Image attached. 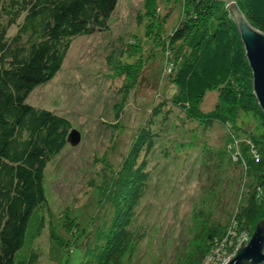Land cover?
I'll list each match as a JSON object with an SVG mask.
<instances>
[{"label": "rangeland", "instance_id": "374dc122", "mask_svg": "<svg viewBox=\"0 0 264 264\" xmlns=\"http://www.w3.org/2000/svg\"><path fill=\"white\" fill-rule=\"evenodd\" d=\"M180 12V0H117L107 30L73 38L60 70L26 97L27 105L66 118L80 135L45 167L41 225L25 251L34 253L33 264H85L102 248L115 203L102 200L100 188L107 191L103 182L120 169L141 131L151 143L137 156L140 195L116 234L123 250L112 264H192L212 225L235 223L249 190L240 167L226 157L214 160L225 130L174 106L175 88L163 76L164 62L179 54L180 43L167 37ZM215 98L207 92L199 109L210 111ZM251 123L239 117V127ZM238 133L230 160L248 155Z\"/></svg>", "mask_w": 264, "mask_h": 264}, {"label": "trees", "instance_id": "16d2710c", "mask_svg": "<svg viewBox=\"0 0 264 264\" xmlns=\"http://www.w3.org/2000/svg\"><path fill=\"white\" fill-rule=\"evenodd\" d=\"M180 1L178 24L167 37L169 43H180L179 54L164 62L167 73L164 71L163 76L175 88L174 106L200 124L214 122L224 128V144L215 152L214 160L226 157L229 164L245 172L249 192L236 206L233 219L242 229L250 225L251 236L257 222L264 221V114L251 93L250 69L227 3ZM233 1L247 22L264 33V0ZM116 2L0 0V264H33L34 253L26 256L25 251L41 225L37 210L45 201L44 170L67 145L72 129L66 118L27 105L25 99L60 70L73 38L107 30ZM14 28L15 33L8 36V30ZM210 91H215L217 98L212 109L203 112L198 105ZM242 115L251 119L250 128L239 127ZM236 133L246 143L242 152L247 150L248 155L242 158L239 154L230 160ZM150 136L141 131L120 169L103 182L107 191L100 188L102 200L115 203L114 217L102 248L85 264H112L111 259L123 250L116 234L121 233L140 195L134 189L142 183L136 161L141 148L150 146ZM203 164L206 169L213 167ZM230 224L209 228L206 245L197 251L192 264L201 263L209 245L221 239Z\"/></svg>", "mask_w": 264, "mask_h": 264}, {"label": "water", "instance_id": "95a60500", "mask_svg": "<svg viewBox=\"0 0 264 264\" xmlns=\"http://www.w3.org/2000/svg\"><path fill=\"white\" fill-rule=\"evenodd\" d=\"M227 3L226 8L233 20L244 56L251 73V93L260 111L264 114V33L252 27L238 11L233 0H221ZM66 142L75 146L80 142V135L71 129ZM264 221L255 225L249 241L243 246L241 241L235 256L228 259L226 264H264Z\"/></svg>", "mask_w": 264, "mask_h": 264}, {"label": "built area", "instance_id": "2783aa9c", "mask_svg": "<svg viewBox=\"0 0 264 264\" xmlns=\"http://www.w3.org/2000/svg\"><path fill=\"white\" fill-rule=\"evenodd\" d=\"M234 224L233 222L230 224L226 234L221 239H214L200 264H223L224 259H227L228 262L229 258L235 256L241 241L243 246L246 245L247 241L250 239L249 232ZM231 245H233L232 248L228 250L227 247ZM227 262H225V264Z\"/></svg>", "mask_w": 264, "mask_h": 264}]
</instances>
